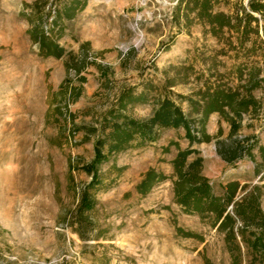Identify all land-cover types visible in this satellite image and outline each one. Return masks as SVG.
<instances>
[{
    "label": "rangeland",
    "instance_id": "rangeland-1",
    "mask_svg": "<svg viewBox=\"0 0 264 264\" xmlns=\"http://www.w3.org/2000/svg\"><path fill=\"white\" fill-rule=\"evenodd\" d=\"M69 1L0 0V264H232L224 235L175 203L170 177L178 149L170 143L186 149L184 129L161 130L158 141L102 164L97 205L82 224L76 219L80 189L91 177L71 172L70 163L93 160L94 138L84 131L72 137L70 130L95 125L126 88L150 92L148 104L128 108L134 118L151 117L153 99L164 96L195 118L191 101L208 87L238 85L235 51L195 21H175L178 0H89L73 20L63 21L58 41L73 55L87 52V62L96 64L81 75L87 79L81 85L67 68L69 57H41L29 34L33 21ZM75 89L81 95L71 102ZM254 94L259 108L245 116L236 138L256 136L264 146V89ZM206 130L212 140L193 148L217 194L231 181L264 185L252 160L228 164L217 153V142L230 132L219 113L210 115ZM151 168L168 179L141 196L136 187ZM251 260L247 255L242 264Z\"/></svg>",
    "mask_w": 264,
    "mask_h": 264
},
{
    "label": "trees",
    "instance_id": "trees-1",
    "mask_svg": "<svg viewBox=\"0 0 264 264\" xmlns=\"http://www.w3.org/2000/svg\"><path fill=\"white\" fill-rule=\"evenodd\" d=\"M89 0H70L63 9L56 10L50 16L41 17L32 22L29 31L33 43L39 46V55L44 58L64 59L69 57L67 68L76 73L81 85L87 79L81 76L88 67L96 66L87 62V52L83 57L73 55L58 42L63 37V21L73 20L85 9ZM233 5V11L227 12L222 6ZM39 6L36 2L32 8ZM52 21L47 28V18ZM194 17V18H192ZM175 21L184 20L188 25L195 21L219 42L225 41L235 51L236 63L233 65L236 87H208L197 101H191L193 115L185 114L182 108L171 98H154V111L151 117L137 119L129 115L128 108L150 102L149 93L143 90L136 94L135 88H126L120 92L109 110L102 114L92 126L73 125L71 136L84 131L86 139L94 138V158L85 163L81 157L71 160V172L83 171L91 177L89 184L80 189L77 208V222L87 212L95 209V192L102 188L103 180L100 167L112 157L125 153L131 148L144 147L159 140L161 130L184 129L189 146L181 149L179 142L172 141L170 146L178 149L172 161L175 203L189 215H197L218 233L224 235L232 264H242L245 256L252 257L251 264H264V211L261 208L263 186L249 187L238 181L228 182L223 193L217 194L209 178L203 174L204 159L194 145L210 142L207 133L208 118L219 113L230 128L226 141L217 142V153L228 164L243 158L255 163V174L264 182V146L256 136L237 139L243 129L244 118L251 112H257L259 101L254 92L264 89V77L261 76L264 64V2L248 0L247 4L230 0H178L174 16ZM228 35V39L224 38ZM84 52V51H83ZM261 57V58H260ZM102 71L103 76L106 73ZM81 89V88H80ZM80 89H75L71 102L80 98ZM74 121V116L72 117ZM226 143H229L227 145ZM169 146V147H170ZM169 147L166 151H169ZM195 156L193 160H190ZM168 179L163 173L149 169L136 190L141 196L148 195L155 186ZM179 233H183L181 229ZM187 237H197L185 234Z\"/></svg>",
    "mask_w": 264,
    "mask_h": 264
}]
</instances>
